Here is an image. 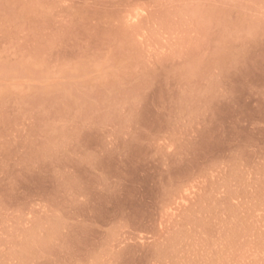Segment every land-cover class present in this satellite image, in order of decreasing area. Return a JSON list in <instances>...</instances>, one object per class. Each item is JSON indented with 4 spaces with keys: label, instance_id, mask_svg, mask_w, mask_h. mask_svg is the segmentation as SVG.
Instances as JSON below:
<instances>
[{
    "label": "rangeland",
    "instance_id": "rangeland-1",
    "mask_svg": "<svg viewBox=\"0 0 264 264\" xmlns=\"http://www.w3.org/2000/svg\"><path fill=\"white\" fill-rule=\"evenodd\" d=\"M0 264H264V0H0Z\"/></svg>",
    "mask_w": 264,
    "mask_h": 264
}]
</instances>
